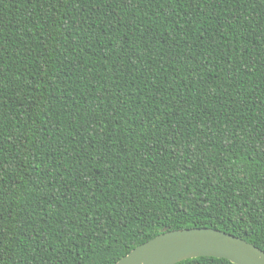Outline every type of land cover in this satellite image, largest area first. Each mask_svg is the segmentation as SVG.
Here are the masks:
<instances>
[{"label": "trees", "instance_id": "16d2710c", "mask_svg": "<svg viewBox=\"0 0 264 264\" xmlns=\"http://www.w3.org/2000/svg\"><path fill=\"white\" fill-rule=\"evenodd\" d=\"M191 227L264 251V0H0V264Z\"/></svg>", "mask_w": 264, "mask_h": 264}, {"label": "water", "instance_id": "95a60500", "mask_svg": "<svg viewBox=\"0 0 264 264\" xmlns=\"http://www.w3.org/2000/svg\"><path fill=\"white\" fill-rule=\"evenodd\" d=\"M211 256L233 264H264V251L254 244L212 227L164 231L137 245L114 264H175Z\"/></svg>", "mask_w": 264, "mask_h": 264}]
</instances>
